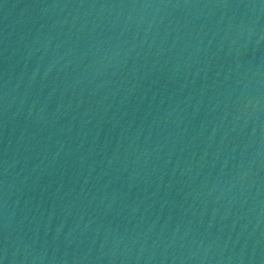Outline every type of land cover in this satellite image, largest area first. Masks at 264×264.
I'll return each instance as SVG.
<instances>
[{"label":"water","instance_id":"obj_1","mask_svg":"<svg viewBox=\"0 0 264 264\" xmlns=\"http://www.w3.org/2000/svg\"><path fill=\"white\" fill-rule=\"evenodd\" d=\"M0 264H264V0H0Z\"/></svg>","mask_w":264,"mask_h":264}]
</instances>
